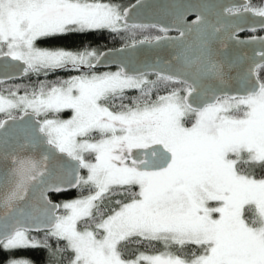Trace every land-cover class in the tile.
Returning a JSON list of instances; mask_svg holds the SVG:
<instances>
[{"label": "snow or ice", "instance_id": "obj_1", "mask_svg": "<svg viewBox=\"0 0 264 264\" xmlns=\"http://www.w3.org/2000/svg\"><path fill=\"white\" fill-rule=\"evenodd\" d=\"M149 6L138 0L133 7ZM171 8V24L161 27L131 23V9L103 0H0V67L20 62L23 74L38 78L23 95L18 86L7 95L0 90V251L43 248L50 264H61L64 252L72 254L69 264H264V178L241 170L264 167V37L237 38L264 30V0L260 7ZM192 12L196 20L189 24ZM249 17L258 21L249 24ZM102 29H158L162 35L130 47L155 43L177 51L163 66L129 71L130 60L98 74L105 53L36 45L41 38ZM173 29L178 37L167 35ZM228 41L256 48L251 57L228 59L214 46ZM57 71L78 74L48 81ZM152 74L155 80L148 79ZM233 80L239 87L228 93L221 86ZM171 83L182 87L152 98ZM132 89L139 96L126 104ZM63 110H71L70 119L49 118ZM62 183L87 186L88 195L55 205L46 193L61 191ZM114 195L130 200H116L118 209L105 215L104 201ZM49 238L64 241L63 248H53ZM132 238L162 242L165 249L194 245L199 254L166 250L125 258L122 246ZM5 264L33 262L10 256Z\"/></svg>", "mask_w": 264, "mask_h": 264}, {"label": "trees", "instance_id": "obj_2", "mask_svg": "<svg viewBox=\"0 0 264 264\" xmlns=\"http://www.w3.org/2000/svg\"><path fill=\"white\" fill-rule=\"evenodd\" d=\"M138 0H103V2L110 3L112 5H120L123 10ZM253 7H260L261 0H250L249 2ZM262 32H256L254 34H246V35H262ZM157 35H162L158 29H145V30H135L134 32H112L107 29H102L98 31H88L84 33H69L65 35H58L53 37H46L39 39L36 42L37 47L46 48V49H65L71 51H79L85 48L92 49L97 51L98 53H102L106 50L118 49L126 46H130L134 41L143 40L147 36L155 37ZM98 74L101 71L95 70ZM111 71V70H110ZM264 72V70H262ZM76 72H68V71H57L51 73L48 77V81H56L57 79H68L74 75H77ZM151 80H155L156 76H149ZM45 77L40 76L39 80H43ZM38 83V78L34 73H27L26 77L20 81H12L10 83H0V87H11L18 86L20 94H24V89L28 88L31 90L33 86ZM182 86L179 83H171L167 85H160L157 91L152 93V98L155 99L156 95H166L171 89L176 88L179 89ZM184 95L183 92H181ZM126 99L124 103L130 104L132 99L139 96V92L137 90H132L125 92ZM119 103V100L116 101ZM17 115H22L21 113H17ZM4 118V116L0 115V119ZM41 119V118H39ZM192 121L187 123V126H191ZM241 170L246 173H251L255 175L257 178H264V167L260 166H251L248 164H244L241 166ZM133 191H138V186L133 188ZM79 190L77 189L75 192H70L68 194H64L61 196H52V201L61 202L63 200L74 199L78 197ZM116 200H120L122 202H129L130 197L125 195H114L110 200L106 199L104 201V213L108 215L111 213L112 209H118L119 205L115 203ZM245 218L251 220L253 218V213L251 209H245ZM35 236L38 240L44 239V233L40 234H31ZM53 248L59 245L63 248L65 242L64 241H56L54 238H49L48 241ZM123 253L125 258H135L138 253H149V254H158L160 252L170 250L176 254H182L186 258L190 257L193 252L199 254L198 246L194 245H186L183 249H177L175 247L171 249H165L162 242L158 241H140L137 242L136 238H132V240L125 245L122 246ZM71 252H64L62 255L61 264H69V260L71 257ZM10 256L16 257H26L30 259L33 264H50L49 252L43 248L37 249H28L17 251L13 253L0 251V264H5L8 261Z\"/></svg>", "mask_w": 264, "mask_h": 264}, {"label": "water", "instance_id": "obj_3", "mask_svg": "<svg viewBox=\"0 0 264 264\" xmlns=\"http://www.w3.org/2000/svg\"><path fill=\"white\" fill-rule=\"evenodd\" d=\"M138 1L125 9H131L130 12V22L136 24H159L161 27H168L171 24V16L169 13L172 11L171 6L174 4L181 5H195V4H209L217 6H245L249 4V0H145V3L150 5L142 9L133 7L137 5ZM196 20V13L192 12L186 16V22L191 24ZM258 18L249 17L248 23L257 22ZM264 30L257 29L256 32H262ZM255 32V33H256ZM253 34L252 31H241L238 33V39L247 42L250 37H243L244 34ZM169 37H178L179 33L176 30H171L167 33ZM252 37V36H251ZM257 37H264V34L258 35ZM223 36H221V39ZM214 46L220 47L221 51L224 53L225 57L228 59H237L240 57H251L253 51L256 48L255 45H249L245 43L244 45H238L234 41H228L226 46H221L217 42ZM177 50L172 46H166L161 44L159 47L155 43L153 44H138L135 49L130 46L106 50L105 53L106 63L98 66L95 70H108V69H118L129 65L131 60V65H129L128 70L131 67L143 68L145 64H151L153 62H158L161 66L167 64L169 59ZM135 54L134 56L132 54ZM23 65L20 62H11L7 69L0 67V81L3 83H10L12 81H20L26 77L27 74L22 72ZM154 75V74H152ZM5 76H12L13 79L5 80ZM151 76V75H150ZM155 76V75H154ZM222 88L228 93H235L239 87L238 83L233 80L226 85H222ZM23 115V114H22ZM28 119V117H24ZM39 119V118H38ZM63 159H68L63 157ZM81 176H83V169H80ZM61 191H49L46 193L47 198L55 205H60L59 202L52 201V196H60L68 194L70 192H75L79 187L71 186L69 184L62 183L60 185ZM61 208L58 210L57 214L60 215ZM43 232H33L31 234H40Z\"/></svg>", "mask_w": 264, "mask_h": 264}, {"label": "rangeland", "instance_id": "obj_4", "mask_svg": "<svg viewBox=\"0 0 264 264\" xmlns=\"http://www.w3.org/2000/svg\"><path fill=\"white\" fill-rule=\"evenodd\" d=\"M250 4V3H249ZM262 4V0H261V3ZM115 6H118L122 11H123V8L120 6V5H115ZM94 31H98V30H94ZM42 39V38H41ZM38 41V40H37ZM36 41V42H37ZM118 70H111V71H107V72H116ZM105 73V72H103ZM151 76H154V75H151ZM148 79H150L148 77ZM151 80V79H150ZM7 87H0V90H3L4 91V94L7 95V91H6ZM132 90H135V89H132ZM132 90H126V92L128 91H132ZM18 95H23V94H20L18 93ZM182 95V94H181ZM22 114V113H21ZM1 116H4L3 113H0ZM72 116V112L71 110H63L62 112L58 113V114H50L49 115V118H56V119H62V120H67V119H70ZM41 119H43V117H40ZM190 121H192L191 119H188L186 121V124L187 123H190ZM187 126V125H186ZM190 127V126H188ZM98 138V137H97ZM85 158L88 159V160H93V157L90 155V154H85ZM94 162V160H93ZM88 175V172L86 169H83V177H87ZM79 194H78V197L74 198V199H68V200H63L60 202L61 205H63L64 203H67V202H72V201H75V200H78V199H81L85 196L88 195V187L87 186H83L81 185L79 187ZM215 203L216 202H210V206H215ZM64 209L61 207V211H60V215L64 214ZM217 215V218H218V214ZM144 254H147V255H155V254H149V253H144Z\"/></svg>", "mask_w": 264, "mask_h": 264}, {"label": "flooded vegetation", "instance_id": "obj_5", "mask_svg": "<svg viewBox=\"0 0 264 264\" xmlns=\"http://www.w3.org/2000/svg\"><path fill=\"white\" fill-rule=\"evenodd\" d=\"M249 2H250V0H249ZM254 34V33H253ZM243 37H251V36H253V35H246V34H244V35H242ZM255 36H258V35H255ZM110 70H118V69H108V70H98V71H101L100 73H103V72H107V71H110ZM135 154V153H134ZM61 196V195H60ZM61 205V204H60Z\"/></svg>", "mask_w": 264, "mask_h": 264}]
</instances>
